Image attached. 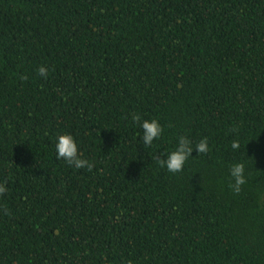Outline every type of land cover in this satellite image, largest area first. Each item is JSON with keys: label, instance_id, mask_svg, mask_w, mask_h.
<instances>
[{"label": "trees", "instance_id": "16d2710c", "mask_svg": "<svg viewBox=\"0 0 264 264\" xmlns=\"http://www.w3.org/2000/svg\"><path fill=\"white\" fill-rule=\"evenodd\" d=\"M4 181L0 264H264V0H0Z\"/></svg>", "mask_w": 264, "mask_h": 264}, {"label": "clouds", "instance_id": "9594fccd", "mask_svg": "<svg viewBox=\"0 0 264 264\" xmlns=\"http://www.w3.org/2000/svg\"><path fill=\"white\" fill-rule=\"evenodd\" d=\"M38 73L46 79L48 76L47 67L41 65L38 69ZM131 119L143 130L142 142L145 148L152 146L154 140L162 137L164 128L157 119L142 120L138 113H133ZM231 148L238 150L240 148L239 141L233 140ZM209 151L207 137H204L198 143L193 145L192 140L188 136L183 135L178 138L177 145L173 151L165 153L164 157L157 155L156 159L160 166L166 167L168 172L175 174L183 171L187 160L189 157L193 156L194 152L198 154H207ZM56 152L58 159L66 161L69 166L76 169H87L88 171H92L94 168V163L83 157L76 140L71 134L58 136ZM230 175L233 182L229 187L235 194H239L242 191V186L247 182L244 163L233 164L230 168ZM6 185L7 181L0 183V196L8 191Z\"/></svg>", "mask_w": 264, "mask_h": 264}]
</instances>
